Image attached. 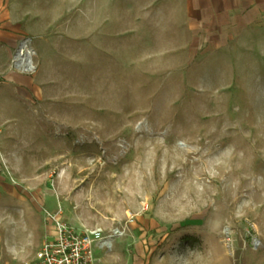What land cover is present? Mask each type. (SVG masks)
Returning a JSON list of instances; mask_svg holds the SVG:
<instances>
[{"label": "rangeland", "instance_id": "rangeland-1", "mask_svg": "<svg viewBox=\"0 0 264 264\" xmlns=\"http://www.w3.org/2000/svg\"><path fill=\"white\" fill-rule=\"evenodd\" d=\"M185 2L6 0L34 69L4 183L41 231L60 210L148 264H264V26L190 31Z\"/></svg>", "mask_w": 264, "mask_h": 264}, {"label": "crops", "instance_id": "crops-1", "mask_svg": "<svg viewBox=\"0 0 264 264\" xmlns=\"http://www.w3.org/2000/svg\"><path fill=\"white\" fill-rule=\"evenodd\" d=\"M6 5V0H0V131L12 107L20 104L19 92H27L33 84L30 74L34 69L32 57L31 70L24 68L30 39ZM184 18L190 31H259L264 26V0H186ZM7 163L0 143V264H27L51 240L53 228L41 231L40 222L34 226V208L26 205L20 211L17 197L12 198L15 190L4 183L13 175L4 172ZM139 255L123 252L117 237L110 239L109 250L96 248L98 264H148Z\"/></svg>", "mask_w": 264, "mask_h": 264}, {"label": "built area", "instance_id": "built-area-1", "mask_svg": "<svg viewBox=\"0 0 264 264\" xmlns=\"http://www.w3.org/2000/svg\"><path fill=\"white\" fill-rule=\"evenodd\" d=\"M59 214L46 213L53 236L27 264H98L96 248L109 250L110 239L121 234L116 229L105 234L100 227L76 228L62 222Z\"/></svg>", "mask_w": 264, "mask_h": 264}, {"label": "water", "instance_id": "water-1", "mask_svg": "<svg viewBox=\"0 0 264 264\" xmlns=\"http://www.w3.org/2000/svg\"><path fill=\"white\" fill-rule=\"evenodd\" d=\"M34 54L32 49H28L25 53H24V57H23V62H24V68L31 70V56ZM22 55V49L19 50L18 52V58H17V62H19L20 58Z\"/></svg>", "mask_w": 264, "mask_h": 264}]
</instances>
